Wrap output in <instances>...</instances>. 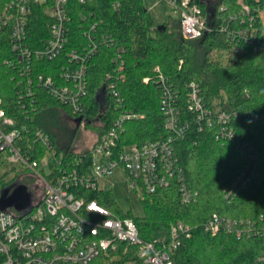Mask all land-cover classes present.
Masks as SVG:
<instances>
[{"label": "trees", "instance_id": "obj_1", "mask_svg": "<svg viewBox=\"0 0 264 264\" xmlns=\"http://www.w3.org/2000/svg\"><path fill=\"white\" fill-rule=\"evenodd\" d=\"M12 2L0 0V11ZM199 5L209 31L200 39L185 40L179 19L158 24L144 0H68L69 44L62 56L50 62L21 60L12 52L10 31L4 29L0 34V108L14 120L13 128L21 132L17 146L40 168L47 150L36 137L38 131L49 136L56 157L63 154L65 160L74 161L87 157L90 151L74 152L59 144L48 121L60 111L85 129L93 128L98 137L124 113L136 115L124 122L122 145L171 136L161 107L163 88L158 81L162 76L180 95L182 119L191 124L175 147L184 182L197 194V201L183 203L176 179L168 188L144 194L142 217L124 211L111 190L80 189L77 193H82L87 202L96 201L119 216L133 219L141 238L159 248L170 242L174 224L191 226V237L184 238L172 255L175 264H264V47H260L264 39V0H201ZM245 7L250 13L244 11ZM50 24L45 9L36 7L28 26L29 47L39 49L50 39ZM235 30L246 31L248 42L231 38L229 34ZM88 32L99 47L87 62L83 112L74 114L40 85L38 76H52L58 85H64L63 69L75 64L68 53L90 49ZM253 35L258 39L251 42ZM120 75L125 76L123 83L117 80ZM145 79H150L149 83ZM113 81L117 83L118 98L109 88ZM191 84L199 86L206 109L230 115L234 140H217L219 126L210 128L207 119L206 128H200L196 113L187 110ZM240 141L252 149L257 160L252 178L229 202L223 190L248 163ZM7 163V155L0 154V171ZM50 167H55L53 161ZM28 173L29 169L21 167V175ZM10 185L0 175V201ZM214 214L244 221L243 237L239 239L224 230L214 236L205 232L203 225ZM138 249L120 244L117 252L93 264H145ZM4 261L0 255V264Z\"/></svg>", "mask_w": 264, "mask_h": 264}, {"label": "built area", "instance_id": "obj_2", "mask_svg": "<svg viewBox=\"0 0 264 264\" xmlns=\"http://www.w3.org/2000/svg\"><path fill=\"white\" fill-rule=\"evenodd\" d=\"M159 1L178 13L181 35L185 40L200 39L209 31L199 5L201 0ZM38 6L45 9L51 21L50 39L41 48L32 49L27 43L28 26L31 15ZM244 11L250 13L248 7ZM69 19L68 0H13L0 11V34L4 29L10 31L12 52L19 55L21 60L35 58L39 62H50L66 51L69 44ZM94 28L95 25L91 27L92 32ZM229 35L234 40L248 42L246 31L235 30ZM86 36L91 43L89 50L68 53L72 65L75 64L74 67L63 69L66 81L64 85H58L52 76H38L40 85L62 105L70 107L74 114L83 112L87 95V62L99 47L91 32ZM257 39L253 35L251 42ZM261 41L262 48L264 39ZM117 80L123 83L125 76L120 75ZM149 81L150 79L144 80L145 83ZM158 82L163 88L161 107L165 127L173 133L167 139L122 145L120 133L124 122L136 118V115L126 112L101 137L97 136L87 157L68 161L63 154L56 157L57 153L49 136L38 131L36 137L47 150L40 168L38 162L31 163L29 157L17 146L21 132L13 128L14 120L7 117L0 108V154L7 155L8 162L29 169L28 174L35 175L44 189V193L34 196L30 210L19 213L8 210L0 212V255L5 258L3 264H93L117 252L120 244L138 247V256L145 264H175L172 255L184 238L191 237V226L182 222L174 224L170 242L159 248L141 238L133 219L119 216L96 201L87 202L82 193H77L80 189H98L101 180L122 172L127 177L130 188L142 198L144 194H154L168 188L171 180L176 179L183 203L190 205L197 201V194L190 191L184 182L183 168L175 147V142L185 137L191 124L182 119L183 110L179 105L178 92L168 86L162 76ZM109 88L113 96L118 98L117 83L111 82ZM187 110L196 113L201 129L206 128L205 119L210 128L218 125L217 140L235 139V133L229 128L230 115L219 109H206L200 88L196 84L189 86ZM240 142L239 146L246 153L248 163L223 190L229 202L235 200L240 190L250 181L254 174V162L257 160L252 149ZM52 161L54 168L50 167ZM38 188H34L35 193ZM244 225V221L214 214L203 225V229L213 236L224 230L240 239L244 235L241 229Z\"/></svg>", "mask_w": 264, "mask_h": 264}, {"label": "rangeland", "instance_id": "obj_3", "mask_svg": "<svg viewBox=\"0 0 264 264\" xmlns=\"http://www.w3.org/2000/svg\"><path fill=\"white\" fill-rule=\"evenodd\" d=\"M144 5L150 10L153 18L160 25L170 20H178V13L174 11L172 7L161 3L159 0H144ZM53 116L49 117V127L52 132L59 137V144L62 147H70L74 152H85L93 146L97 138V133L93 128L85 129L83 125L80 126L76 120L70 118V116L61 111L57 114L55 113ZM20 172L21 166L11 162H8L1 169L0 175L4 177L6 183L11 184L9 188L5 190L4 194H7L6 192L8 190L9 192L10 190L14 191L16 187L22 184H27L32 191H34V188L39 187L36 193H44L43 186L35 175H21ZM100 188L111 190L118 204L124 211H130L135 217H142L144 215L145 211L141 201L142 197L130 188L124 173L116 172L114 177L101 180ZM33 196L34 195L30 197L26 210L31 209Z\"/></svg>", "mask_w": 264, "mask_h": 264}, {"label": "water", "instance_id": "obj_4", "mask_svg": "<svg viewBox=\"0 0 264 264\" xmlns=\"http://www.w3.org/2000/svg\"><path fill=\"white\" fill-rule=\"evenodd\" d=\"M160 28H162V31L165 30L162 26ZM6 193L0 201V212L13 207L18 211H25L27 209L31 195L29 196L27 188L24 185L16 187L11 196H8L9 190Z\"/></svg>", "mask_w": 264, "mask_h": 264}, {"label": "flooded vegetation", "instance_id": "obj_5", "mask_svg": "<svg viewBox=\"0 0 264 264\" xmlns=\"http://www.w3.org/2000/svg\"><path fill=\"white\" fill-rule=\"evenodd\" d=\"M22 185H23V184H22ZM24 186L27 188V192H28L29 196H30V195H31V196H32V195L36 196V195L40 194V193H34L35 191H32V190L28 187L27 184H25ZM10 196H11V195H10ZM34 196H33V197H34ZM12 209L17 210V209L14 208V207H13Z\"/></svg>", "mask_w": 264, "mask_h": 264}, {"label": "crops", "instance_id": "obj_6", "mask_svg": "<svg viewBox=\"0 0 264 264\" xmlns=\"http://www.w3.org/2000/svg\"><path fill=\"white\" fill-rule=\"evenodd\" d=\"M96 141V140H95Z\"/></svg>", "mask_w": 264, "mask_h": 264}]
</instances>
